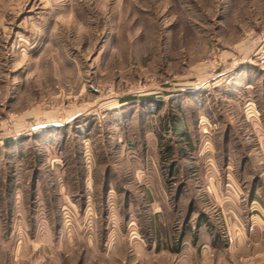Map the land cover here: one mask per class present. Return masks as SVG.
<instances>
[{
    "label": "rangeland",
    "instance_id": "1",
    "mask_svg": "<svg viewBox=\"0 0 264 264\" xmlns=\"http://www.w3.org/2000/svg\"><path fill=\"white\" fill-rule=\"evenodd\" d=\"M0 264H264V0H0Z\"/></svg>",
    "mask_w": 264,
    "mask_h": 264
}]
</instances>
